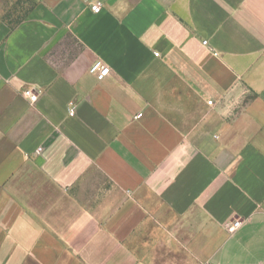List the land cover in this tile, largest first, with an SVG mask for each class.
Returning <instances> with one entry per match:
<instances>
[{"label": "crops", "instance_id": "obj_1", "mask_svg": "<svg viewBox=\"0 0 264 264\" xmlns=\"http://www.w3.org/2000/svg\"><path fill=\"white\" fill-rule=\"evenodd\" d=\"M0 264H264V0H0Z\"/></svg>", "mask_w": 264, "mask_h": 264}, {"label": "built area", "instance_id": "obj_2", "mask_svg": "<svg viewBox=\"0 0 264 264\" xmlns=\"http://www.w3.org/2000/svg\"><path fill=\"white\" fill-rule=\"evenodd\" d=\"M92 9L94 12H100L102 7L101 3L97 2L92 5ZM110 67L102 60L98 59L92 63L90 66V72L95 74L99 80L104 79L110 73ZM24 95L30 99V101L34 102L38 99L39 94L34 91L32 88H27L24 90ZM70 114H74V107L73 105L70 107ZM141 113L137 115L140 117ZM241 220H235L232 225L230 226L231 231H235L242 225Z\"/></svg>", "mask_w": 264, "mask_h": 264}]
</instances>
